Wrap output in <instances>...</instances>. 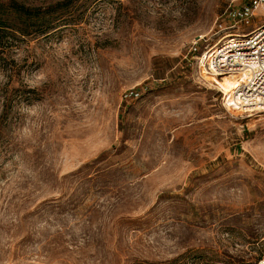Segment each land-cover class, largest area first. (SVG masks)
Returning <instances> with one entry per match:
<instances>
[{"label": "rangeland", "instance_id": "374dc122", "mask_svg": "<svg viewBox=\"0 0 264 264\" xmlns=\"http://www.w3.org/2000/svg\"><path fill=\"white\" fill-rule=\"evenodd\" d=\"M18 1L36 17L0 39V264L263 259L264 112L231 106L202 56L264 7Z\"/></svg>", "mask_w": 264, "mask_h": 264}, {"label": "built area", "instance_id": "2783aa9c", "mask_svg": "<svg viewBox=\"0 0 264 264\" xmlns=\"http://www.w3.org/2000/svg\"><path fill=\"white\" fill-rule=\"evenodd\" d=\"M262 7L264 0H243L228 12L239 23L248 22ZM210 51L202 56L210 73L232 83L228 91L220 85L228 103L246 114L264 112V23L248 33L229 34ZM255 264H264V258Z\"/></svg>", "mask_w": 264, "mask_h": 264}, {"label": "trees", "instance_id": "16d2710c", "mask_svg": "<svg viewBox=\"0 0 264 264\" xmlns=\"http://www.w3.org/2000/svg\"><path fill=\"white\" fill-rule=\"evenodd\" d=\"M4 4L0 3V39L8 30V26H10L9 20L11 17H16L17 20L22 23L24 21V26L22 28H15L17 31L22 32V34L28 33L30 29V23L35 19V12L28 7L26 4L19 2L18 0H12L8 10H3Z\"/></svg>", "mask_w": 264, "mask_h": 264}, {"label": "bare ground", "instance_id": "6f19581e", "mask_svg": "<svg viewBox=\"0 0 264 264\" xmlns=\"http://www.w3.org/2000/svg\"><path fill=\"white\" fill-rule=\"evenodd\" d=\"M224 90L228 91L230 90V87H232V83L228 78H225L224 84H223Z\"/></svg>", "mask_w": 264, "mask_h": 264}]
</instances>
